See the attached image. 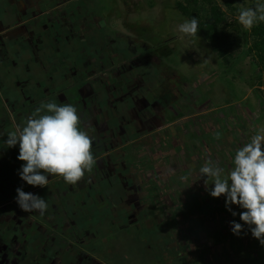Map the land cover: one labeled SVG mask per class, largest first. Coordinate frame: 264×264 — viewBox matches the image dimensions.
<instances>
[{"label":"rangeland","instance_id":"1","mask_svg":"<svg viewBox=\"0 0 264 264\" xmlns=\"http://www.w3.org/2000/svg\"><path fill=\"white\" fill-rule=\"evenodd\" d=\"M184 1L86 0L85 5L81 3V9L76 8V16L69 17L73 25L81 22L70 31L61 27L54 33L51 25L50 30L44 32L38 26L36 34L44 37L45 43H39L45 44L44 49L29 45L25 36L15 34L13 44L0 51V106L4 109L6 104L13 109L17 100H21L22 106L28 105L30 91L34 89L42 93L43 89L71 90L74 101L77 80H69L66 75H79L74 71L76 68L82 70L87 61L84 55L80 57L73 50V47L81 46L84 52L86 44L82 38L89 41L93 34L98 45L103 46L102 54L109 56L110 63L102 61L100 66L91 60L88 68H97L95 78L102 68L108 69L102 76L103 84L108 85L107 93L114 89L113 93L107 94L104 89V93H100L98 99L103 100L102 108L109 111L110 117L105 123L98 114L97 123L101 128L108 125L113 133H119V139L128 138L123 143L113 140L118 143L114 148L118 147L121 152L115 162L122 172L120 175L131 176L129 173L134 169L145 174L142 178L151 181L150 190L145 189L141 194L148 197L147 203L142 200L145 207L133 210L134 217L130 222L134 224L131 226L123 224L125 219L119 218L125 210L123 204L116 203L111 214V196L120 192L123 181L115 171L106 172L109 168L103 165L100 171L94 165L90 174L96 175L99 185L89 188V194H82V201H77L81 197L72 189L75 185L61 186L58 195L45 196L47 200H55L48 205L46 213L49 217L56 212L55 202L63 203L64 209H58L61 214L57 213V224L48 223L57 235L56 239L61 237L59 233L65 234L63 238L72 240L73 246L81 247L78 252L91 253L104 264H142L141 256H149L160 248L155 241L158 236L169 239V234L174 233L183 241H179L180 251L168 248L173 252L172 256L176 253L180 259L173 264H264L258 251L260 241L239 218L244 209L231 205L232 211L237 213L233 216L225 207L226 197H212L209 194L214 187L212 180L209 179L206 186L207 177H200L199 172L209 159L223 168L225 174L229 172L234 166L236 150L250 142L257 129L264 126L263 100L246 80L251 60L244 54V46L239 41L231 49V56L224 59L200 30L197 38H181L178 25L188 19L177 3ZM237 16L232 14L231 17L237 20ZM71 35L81 45L69 46L65 41L67 47L56 50L57 43L54 42L59 37ZM35 57H41L39 63ZM118 72L121 76L116 74ZM95 78H92L93 82H96ZM55 102L62 103L59 99ZM14 162H8L4 172L14 173ZM182 176H188V180H181ZM2 179L5 181L0 184V200L15 199L17 192L14 190L22 188L16 183L22 179L17 175ZM78 183L81 185L83 181ZM129 187L126 184V188ZM117 197L115 200L121 203ZM11 206L0 209V221H4L0 238L6 244L0 251V264L12 263L6 256L16 251L17 243L12 237L20 230L18 220L11 221L19 215ZM231 221L243 225L239 235L233 234ZM42 231L29 232V237L35 239L32 246L43 250L37 255L39 264L47 254ZM7 234L11 236L7 238ZM57 243L64 248V253H71L68 250L70 244ZM149 244H152L151 253ZM32 246L26 251H16L17 257L24 253L25 260L30 261L28 254ZM59 246L52 245V249L58 251ZM34 251V254L38 253L33 249L32 254ZM61 260L60 264L67 263L65 257ZM12 261L15 264L14 258ZM33 262L37 264L35 259ZM49 262L47 260L45 264ZM156 264L161 263L157 261Z\"/></svg>","mask_w":264,"mask_h":264},{"label":"clouds","instance_id":"2","mask_svg":"<svg viewBox=\"0 0 264 264\" xmlns=\"http://www.w3.org/2000/svg\"><path fill=\"white\" fill-rule=\"evenodd\" d=\"M237 20L248 31L264 22V0H256L254 7H241ZM198 30L199 21L195 17L178 25L181 38H197ZM81 125V116L74 105L42 102L23 125L17 124L15 130L6 134V146L12 148L19 144L17 159L25 162L20 178L28 185L39 187L49 184V176H59L70 185L83 180L86 173L92 172L96 159L92 152L93 139ZM199 172L200 177H207L206 186L212 180L214 187L209 193L212 197H226L225 207L233 216L237 213L231 205L244 209L239 213L240 220L264 245V126L257 129L250 142L236 150L234 166L229 172L225 174L211 159L205 161ZM181 180L187 181L188 176H182ZM16 192V202L23 211L45 214L46 199L26 193L22 188ZM230 223L233 234L239 235L243 225L236 221Z\"/></svg>","mask_w":264,"mask_h":264},{"label":"crops","instance_id":"3","mask_svg":"<svg viewBox=\"0 0 264 264\" xmlns=\"http://www.w3.org/2000/svg\"><path fill=\"white\" fill-rule=\"evenodd\" d=\"M54 2L67 3L68 0H0V50L6 48V46H8L7 43L8 42L11 43L12 39H14L13 37H16L17 35L15 36V34H17L18 32L26 30L22 34H28L27 33L28 31L33 33L34 28L37 29L39 25L41 26V24L44 23L43 21L45 20L44 18L52 14L54 10L53 6L56 5L53 4ZM66 16L70 17L71 16L70 12ZM64 23L65 21L64 22L61 21V24L60 23L59 24L64 25ZM45 28L48 27L45 26ZM6 39L7 40L9 39L8 42L5 41ZM33 42H35V40L31 41L30 44H33ZM37 62L39 63V59H37ZM89 66H91L90 59L82 66V70L78 72L79 75L75 77H72L73 73L66 75L67 77H69V80H73V79L77 80L76 86H78V88L75 89L76 97H74L73 99L75 98L76 99L74 101H72L71 99L73 96L71 90L68 91L67 89L63 90L60 88H56L55 90L50 89L44 91L45 89H43V93H42V91H37L36 89H34L30 91L28 98V105L26 106L20 105L21 100H17L15 103H13L14 104L12 105L13 109H11L8 104H6L7 107L5 109L0 106V184H2L3 181H5L2 178L6 179L7 177H12L13 175H17L18 178H20L19 172L22 168V165L25 163L17 159L19 155V144H17L15 147L9 148L4 143L7 140L6 134L10 131L15 130L17 124L23 125L26 117L31 115L42 102H49V101L55 102V100L59 99V101L62 103H69L74 105L81 116L82 129L86 130L93 139L92 152L96 159V162L100 165L102 161V157L108 156L109 154H111L112 156L113 151L112 153L110 152V153H106V155L105 154L102 155V151L104 148L103 144L106 143V141H108L109 138L112 136L111 129L109 128V131L106 130L105 132H103V128L106 129V127L101 128L100 125H98L97 120L99 119V117L96 119V116L98 114H95L92 117L94 121L89 118L91 120L90 121L88 119V115H86L87 105L94 106L97 103L96 95H94V92L91 90L89 86V84L93 82L92 78L94 77V75L88 71ZM105 71L106 69L102 70L100 79L103 78L102 76L104 75L103 73H105ZM104 87H106L105 91L107 93L108 87L104 86L102 83V89ZM73 90L74 89H72V92H74ZM100 92L104 93V90L100 89ZM81 99L85 101L86 107L85 106L80 107L78 105L80 104ZM85 118L88 120L86 121ZM12 124L13 126H11ZM101 132H103L102 134L108 133L107 136H105L106 140H103L104 138L102 137V135H100ZM12 160L15 161L13 166L15 172L14 173H11L10 171L4 172L6 169H8L6 167L8 162ZM95 167L97 168L96 164ZM95 176H96L95 174L87 173L85 175V178L81 180L83 181V183L81 184L83 187H81L79 183L75 185L76 187L71 185L72 189H74V192L78 193L81 197L77 201L79 200L82 201V194L87 192L88 194L90 193V191H88L89 188L92 189L99 185L97 183L98 180L96 179ZM16 185L17 187H19V185L22 186V190L26 193H33L34 195H38L44 199L46 195L54 196V193L58 195V193L61 191V186L70 187V184L65 183L64 180L59 176H49V184L46 187L31 186L28 185L23 180L18 181ZM5 190H7V188ZM0 192H1V188H0ZM46 201L49 205V201H52L50 203H54L55 200L46 199ZM55 204L57 205L58 209L59 208L64 209L63 203L61 201L58 200L55 202ZM9 205L14 206V208H16L17 213L19 214L18 216H15L13 219H11V221L17 219L18 220L17 224H19V228H20L19 234H17V236L15 235V237H12V239L16 240L18 244H20L21 241V247L14 246L15 249L17 247V250L20 249L24 250L23 247L24 245L22 244L23 241L26 244L25 251L27 248L30 247V245H32L34 241H33V237L30 239L29 232L32 230L34 231L37 230L35 227L37 223L39 224L42 223L41 225L43 228L42 235H50V236L55 235L53 230L50 229L51 224L48 223H50L51 221H53V223L57 222L54 221L57 220L59 217L57 213H54V217L51 215L50 217L48 216L45 219L44 218L45 216H41L39 213L36 212L29 213L23 211L17 204L16 198L6 201L0 200V209H3L4 207H8ZM9 223L11 225L13 224L12 222ZM2 225H4V221L3 222L0 221V228H2ZM0 234H2L1 229H0ZM10 236L11 235L7 234V238H9ZM17 237L20 238L19 241H17L18 240ZM2 239L3 238H0V250L5 249L6 247V244L1 242ZM13 256L14 255L10 257ZM17 256L18 254H15V264L20 263L19 257ZM22 257H24V253L22 254ZM11 262H12L11 264H13L12 259Z\"/></svg>","mask_w":264,"mask_h":264},{"label":"flooded vegetation","instance_id":"4","mask_svg":"<svg viewBox=\"0 0 264 264\" xmlns=\"http://www.w3.org/2000/svg\"><path fill=\"white\" fill-rule=\"evenodd\" d=\"M81 3H84V5H85L86 0H68L67 3H65V2H54L53 4L54 5L56 4L55 6L52 5L54 7V10H53V12H52V14L50 16H47V17L44 18L45 19V20H43L44 23H42L41 26L39 27L40 30L46 32V31L50 30V26L52 25L54 33H58L57 30H60L59 28H61V27L62 28L66 27L65 30L66 31L67 30L70 31L73 28L74 25H81V22L80 23H78V22L74 23V25H73V22L69 19V17L66 16L70 12V14L75 17L76 15H75L74 12H75L77 7H78L77 9H81L82 8V4ZM66 19H67V21H66ZM64 20H65L64 25H60L61 21L64 22ZM79 21H81V20H79ZM65 24H67V26ZM45 26L48 27V28H45ZM25 31L26 30H23L21 32H18L17 34L25 36V39L27 40L29 45H30L31 41L35 40L36 43L33 42L32 45L35 44L37 48L39 46H41V47L44 46L45 47V44L44 45H40L39 44V43H45V40H44V37L41 34H39V33L36 34V29L34 30L33 33L28 31L27 32L28 34H22ZM91 35H92L91 36V40H89V41H86L87 40L86 37L82 38L84 40L85 44H86V46L83 47V48H86V49H84V52L81 49V46L73 47L74 52L75 53L77 52L78 53L77 55L80 56V57L82 55H84V57L87 58L86 62H88V60L90 59V61L93 60V61H95L94 63H96V65L100 64V66L102 64V61L104 62V64L105 63H110L109 56L106 57V56H104L102 54L103 46L98 45L99 43L96 41V39H94L95 38L94 35L93 34H91ZM13 38L14 39H12L11 43L13 42V40L16 39V37H13ZM65 38H66V36L64 38H60L59 37V40L54 42V43H57L56 50H62L63 48L67 47L65 45V43H66L65 41L68 42L69 46H71L73 44H76V43L81 45V43H79L78 39L73 38V35H71V37H68L66 39ZM71 39L73 40V43L71 42ZM75 40H76V42H75ZM9 44L10 43L8 42L7 45L9 46ZM8 46H6V48H3L2 50H7ZM44 47H43V49H44ZM105 51H107L106 48H105ZM40 58H36V60L40 59ZM103 69H106V68H102L100 71H98L99 74H98L97 78H95V76L97 75V74H95V73H97V68H95V69H91L90 68L89 69V72L94 75V78H95V81H96V82H92L91 84H89V86H90L91 90L94 92V95H96L97 103L94 106L87 105V107H86L85 101H83L81 99L80 104H78V105L80 107L85 106L87 108L86 115H88V119L90 118V119L93 120L92 117L95 114H99L100 113V114H102V121L106 123L108 121L109 117H110V114H109V111H107L106 109L103 110L102 105H101L103 103V100L102 99H100V100L98 99L99 95H101L100 93H102V92H100V89H101L100 87H101L103 81H102V79H100V77H101V72H102ZM79 71H80L79 68H76L74 73L76 74ZM28 73H30V72H28ZM116 74H120V76H121L120 72H118ZM24 75L26 76V74H24ZM128 76H130V74H128ZM103 85L108 87L107 84H103ZM103 89L105 90L106 87H104ZM103 89H101V90H103ZM113 92H114V89L111 92H108V93H113ZM110 101L114 102L112 98H111ZM99 109L102 110V111H100ZM144 118L147 119V116L144 115ZM88 119H86V121ZM105 126H106V129H103V132H105L106 130L109 131V126L108 125H105ZM148 129L150 130V128H148ZM103 132H101L100 135H102V137L104 138L103 140H106L105 136H107L108 133L102 134ZM112 136L113 137L109 138V140L106 141V143H104V146H103L104 148H103V151H102V155L103 154L106 155V153H110V152L112 153V151H113L112 156H111V154H109L108 156L102 157V161H101L100 165L96 162V166H97L98 171L103 169L102 168V165H103L104 168L105 167L109 168V169H107L106 172H109V170H113V171L116 172V174L120 175L122 172L119 170L118 162H115V161L120 158L119 154H121V152H120V149L118 147L114 148V144L118 145L117 142H119V140L121 141V143H123L124 141L126 142L128 140V138L127 137H121V139H119V136H120L119 133L115 134L113 132H112ZM115 139H116L117 142L113 143V140L115 141ZM110 140H111V142H110ZM130 174H131V176H127V177H125L123 175H120V179L123 181L122 182L123 186H121V188L119 190L120 192L118 194L116 193V195H112L111 196L112 197V203H111L112 205L109 208V211H111V214H112L114 205L116 203H117V205H122L123 204L125 210H123L121 212V217H119V218L125 219L123 224H127L128 226H131L132 224H134V223L130 222L133 219V217H134V213H132L133 210L145 207V203H142V200L146 202L145 199H147L148 197L146 198V196H142L141 194H142V192H145V189H149L148 187L151 185L150 184L151 181L147 180L145 177L142 178L143 176H145V174H139L138 172H135L134 169H131L129 175ZM105 176L111 177L109 174H106ZM112 176H113V174H112ZM136 177H138V179H136ZM141 180L143 182H141V185H139L138 182L141 181ZM126 184H128L130 187L126 188ZM137 187H138V190L141 189L142 191L138 192V190L136 189ZM116 196H118L120 198L119 200H121V203H119L118 200H115ZM135 198H137V199H135ZM49 204H50V201H49ZM54 209L56 210V212L52 213L53 216H54V213H60V211L58 210V207H55ZM115 209H118V207H116ZM46 212H47V210H46ZM46 212H45L46 215L45 214L43 215V216H45L44 217L45 219L49 216V214L46 213ZM172 219H174V218H172ZM49 221H51V220H49ZM51 224L52 225L53 224H57V222H55V223L51 222ZM165 224H166V221H165ZM41 225H42V223H40V224L37 223L35 225V227H36L38 232L40 230H43ZM66 233H67V231H66ZM59 235L61 237H59L58 239H56L57 235H53V236L44 235L45 236V243H47V248H46V253L47 254H46L45 258L43 259V261H41V262H43L42 264H45L47 262V260L50 261L49 264H60V262H62V260H61L62 257H65V259H66L67 263H65V264H104L102 262H99L98 258L93 256L91 253L78 252L79 249H81V247L73 246L71 244L73 242L72 240H68V239L63 238L64 236H66L65 234L59 233ZM158 235H160V234H158ZM48 236H50V237H48ZM169 237H170L169 239L168 238L165 239V237L162 236V235L160 237L158 236V239L155 240V241H156V245L160 246V248H158V250H155V253H153L151 251L152 244L151 245L149 244V251H150V253L152 252L151 255H149V256L147 255L146 256V254H145V255L141 256L142 254L139 253V255L142 257V261H141L142 264H156L157 261H159L161 264H166L168 262H172V264H173L175 261L180 260V259L177 258V256H175L176 253H174V255H173L174 257H173L172 256L173 252H170L171 250H169L168 248H171V249L172 248H176L177 250L176 251L174 250V252L180 251V249L178 247H179L180 242L183 241V240H182V238L179 235H177V237H176L175 233L174 234H169ZM30 238H32V237H30ZM17 239H18L17 241H19L20 238L17 237ZM59 240H61V241H59ZM33 241L35 242L34 238H33ZM57 241L58 242H62L63 241L65 244H70L69 247H68V250L71 253L70 254L64 253V248L59 246ZM146 241L149 242V239H147ZM15 243H17V244H15V246H17V247L20 246V244H18V242H15ZM22 244L24 245L23 247H24V251H25L26 244L24 243V241L22 242ZM52 245L56 246V248L59 246V250L58 251L53 250L52 249ZM17 247L15 249L16 251H18ZM33 249H36V252H38V253L34 254L35 253V251H34L33 254H32V250ZM38 249L39 250H37V248L35 246L31 247V251H30L31 253L29 254V256H30V261L32 262V264L34 263L33 259H35L37 264H39V260H37V255L39 253L41 254L43 250H41L42 248H38ZM0 251H2V249ZM16 251H14V254H13L14 256L13 257H10V256H12L11 254L6 256V257H10L11 259H13V258L15 259V254H17ZM35 255H36V257H34ZM2 257H5V256H2ZM25 259L26 258L22 257V254H21V256L19 257V261H20L19 264H23V263L24 264H28V263H30V261L27 262L26 261L27 259L26 260ZM41 262H40V264H41Z\"/></svg>","mask_w":264,"mask_h":264},{"label":"trees","instance_id":"5","mask_svg":"<svg viewBox=\"0 0 264 264\" xmlns=\"http://www.w3.org/2000/svg\"><path fill=\"white\" fill-rule=\"evenodd\" d=\"M255 3L256 0H222L221 3L218 0H185L178 2L177 6L188 20L192 17L198 19L199 30L220 57L231 56L235 43L242 42L244 54L251 60L246 80L256 88L264 104V22L248 31L241 27L235 16L231 17L232 14L238 15L241 7H254ZM258 251L264 261V245L261 243Z\"/></svg>","mask_w":264,"mask_h":264}]
</instances>
